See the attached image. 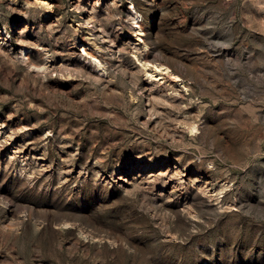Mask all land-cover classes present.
Returning <instances> with one entry per match:
<instances>
[{
	"label": "rangeland",
	"instance_id": "1",
	"mask_svg": "<svg viewBox=\"0 0 264 264\" xmlns=\"http://www.w3.org/2000/svg\"><path fill=\"white\" fill-rule=\"evenodd\" d=\"M0 264H264V0H0Z\"/></svg>",
	"mask_w": 264,
	"mask_h": 264
},
{
	"label": "bare ground",
	"instance_id": "2",
	"mask_svg": "<svg viewBox=\"0 0 264 264\" xmlns=\"http://www.w3.org/2000/svg\"><path fill=\"white\" fill-rule=\"evenodd\" d=\"M134 19V27L135 29L139 32L141 31L140 29V25L138 24L139 23V20H140V16L137 14V13H134L133 17ZM136 60L139 61L140 65H141V70L144 71V73L147 75V77H150V78H153V77H156V75L160 74V79L162 78V75L163 74H171V71L170 69H168L166 66L163 67V66H157V65H150L149 62H143L141 61L138 57H136ZM95 64H96V67L99 68L101 71L103 70V67L101 65V62L99 61V59L95 58ZM174 76V79L175 80H178V77L176 75H173ZM194 129V128H193Z\"/></svg>",
	"mask_w": 264,
	"mask_h": 264
}]
</instances>
